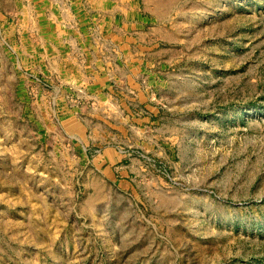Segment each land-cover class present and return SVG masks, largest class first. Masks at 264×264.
I'll list each match as a JSON object with an SVG mask.
<instances>
[{
	"label": "rangeland",
	"instance_id": "rangeland-1",
	"mask_svg": "<svg viewBox=\"0 0 264 264\" xmlns=\"http://www.w3.org/2000/svg\"><path fill=\"white\" fill-rule=\"evenodd\" d=\"M80 1L0 0V264H264V0Z\"/></svg>",
	"mask_w": 264,
	"mask_h": 264
},
{
	"label": "crops",
	"instance_id": "crops-1",
	"mask_svg": "<svg viewBox=\"0 0 264 264\" xmlns=\"http://www.w3.org/2000/svg\"><path fill=\"white\" fill-rule=\"evenodd\" d=\"M76 5L74 6L75 9L78 10V12H80L81 17H85V13L86 10H84V5L80 0H74ZM94 5L96 7H94L97 10H109V11H114V10H118L120 8H122V6L124 5H128V3L131 0H94ZM117 5V6H115ZM85 19V18H84ZM120 22V21H118Z\"/></svg>",
	"mask_w": 264,
	"mask_h": 264
},
{
	"label": "bare ground",
	"instance_id": "bare-ground-1",
	"mask_svg": "<svg viewBox=\"0 0 264 264\" xmlns=\"http://www.w3.org/2000/svg\"><path fill=\"white\" fill-rule=\"evenodd\" d=\"M53 15V14H52ZM105 22V21H104ZM106 23V22H105Z\"/></svg>",
	"mask_w": 264,
	"mask_h": 264
}]
</instances>
